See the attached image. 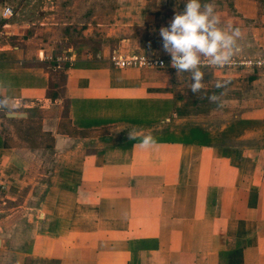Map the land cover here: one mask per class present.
Returning <instances> with one entry per match:
<instances>
[{
    "label": "crops",
    "instance_id": "obj_1",
    "mask_svg": "<svg viewBox=\"0 0 264 264\" xmlns=\"http://www.w3.org/2000/svg\"><path fill=\"white\" fill-rule=\"evenodd\" d=\"M51 1L61 22L42 35L25 0H0L14 11L0 20L1 153L16 180L44 187L30 237H0V264H264V67L205 61L193 94L170 62H110L115 50L170 61L159 30L182 12L135 13L134 32L99 22L102 0ZM259 7L237 1L218 16L241 30L233 58L264 59Z\"/></svg>",
    "mask_w": 264,
    "mask_h": 264
},
{
    "label": "rangeland",
    "instance_id": "obj_2",
    "mask_svg": "<svg viewBox=\"0 0 264 264\" xmlns=\"http://www.w3.org/2000/svg\"><path fill=\"white\" fill-rule=\"evenodd\" d=\"M16 4L20 3V0H15ZM123 1V2H122ZM147 1V0H146ZM240 1L243 4L251 2L256 3V5H260L262 7L264 14V0H200L201 6L203 8V5L206 3H213L214 4V12L219 16L223 15L227 17L225 12H232V6L235 4V2ZM50 2L51 0H25L24 7L20 13L23 17H25L28 22L35 23L36 27L39 26V24L44 23V26H40L41 34L42 29L50 28L51 24L58 23L59 18H54L51 14H53L55 9H57L55 6H53ZM185 2L186 0H166V2H162L161 5L154 4V3H146V2H140L137 0H102L100 4H97L100 10L99 18L101 20L99 22L103 23L104 26H109V24H114L115 22H122V24H119L118 26H115L116 28H122L123 30H129V31H137L135 30L138 26L137 23L133 21L132 16L135 13H144L149 14L152 9H166L168 12L178 11L183 12L185 8ZM15 4V5H16ZM79 4H71V9L69 10V15H72L74 12H77ZM83 6V5H82ZM88 10H90V4L84 5ZM94 6V5H93ZM92 6V7H93ZM54 7V8H53ZM259 7V8H260ZM149 8V9H148ZM87 10V11H88ZM130 13L129 16H127V13ZM260 14L262 13L259 10ZM224 13V14H223ZM89 15V14H88ZM91 16V15H89ZM158 21V20H156ZM61 22V20L59 21ZM73 20L70 18L67 20V23H71ZM121 25V26H120ZM50 26V27H47ZM152 26H156V24L153 22ZM147 27H151L147 25ZM106 32L103 33L105 35ZM47 34V33H46ZM42 35H45L42 34ZM116 51V50H115ZM119 53V51H118ZM121 54V53H119ZM123 55V54H121ZM129 54H127L128 56ZM125 56V55H124ZM15 167V165H12ZM22 173L19 176L21 179ZM16 181L17 188L14 191V196L12 200L10 201L9 205L2 209L0 211V237L4 238L7 242H9L13 237L21 235L22 237H30L32 234V230L28 225L29 223L33 225L30 221L37 220L36 211L38 210L41 202V195L40 193L44 190L43 185H41L40 181H37L38 185L35 183H32L33 181L27 180V179H21V181ZM43 183H46L48 181H42ZM20 184V186H19ZM28 221V222H27ZM22 223H27V226H20ZM16 246L13 244L10 247L8 246L7 249L11 250V247L13 248ZM24 244H20V249H25ZM18 247V245H17ZM19 249V250H20ZM3 255H0V263L4 262Z\"/></svg>",
    "mask_w": 264,
    "mask_h": 264
},
{
    "label": "clouds",
    "instance_id": "obj_3",
    "mask_svg": "<svg viewBox=\"0 0 264 264\" xmlns=\"http://www.w3.org/2000/svg\"><path fill=\"white\" fill-rule=\"evenodd\" d=\"M214 4L201 6L200 0H186L182 13L174 15L168 27H162L159 35L162 38V48L171 57V67L177 73L191 74L190 89L193 94L203 87L204 73L200 70L203 62L222 68L233 62V57L241 51L237 41L242 33L231 24L226 29L218 27L220 20L214 12ZM216 88L225 87V83L217 82ZM218 107H223L220 97L213 94L208 97ZM134 139L132 133H128ZM156 143L148 135L141 140V147L148 148Z\"/></svg>",
    "mask_w": 264,
    "mask_h": 264
},
{
    "label": "built area",
    "instance_id": "obj_4",
    "mask_svg": "<svg viewBox=\"0 0 264 264\" xmlns=\"http://www.w3.org/2000/svg\"><path fill=\"white\" fill-rule=\"evenodd\" d=\"M14 17V11L10 7H4L0 13V20L7 21ZM5 24L2 26L5 28ZM4 36L0 32V37ZM110 62L112 65L118 69H124L128 67L133 68H143V69H162L165 68L168 62L163 58L159 57H149L147 54H129L121 55L118 51H113L110 56ZM227 67H245V68H260L264 67V59H238L233 58V62ZM2 108V100L0 98V110ZM3 149L0 148V211L6 208L14 196V191L17 188L15 173L11 169L10 165L4 162L3 154L1 153ZM18 189V188H17Z\"/></svg>",
    "mask_w": 264,
    "mask_h": 264
},
{
    "label": "water",
    "instance_id": "obj_5",
    "mask_svg": "<svg viewBox=\"0 0 264 264\" xmlns=\"http://www.w3.org/2000/svg\"><path fill=\"white\" fill-rule=\"evenodd\" d=\"M24 116L25 115L22 113H8L7 114V117H9V118H22Z\"/></svg>",
    "mask_w": 264,
    "mask_h": 264
},
{
    "label": "trees",
    "instance_id": "obj_6",
    "mask_svg": "<svg viewBox=\"0 0 264 264\" xmlns=\"http://www.w3.org/2000/svg\"><path fill=\"white\" fill-rule=\"evenodd\" d=\"M52 141V140H51ZM52 143V142H51Z\"/></svg>",
    "mask_w": 264,
    "mask_h": 264
}]
</instances>
